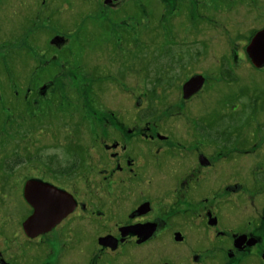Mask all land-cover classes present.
<instances>
[{"label":"flooded vegetation","instance_id":"af4514ba","mask_svg":"<svg viewBox=\"0 0 264 264\" xmlns=\"http://www.w3.org/2000/svg\"><path fill=\"white\" fill-rule=\"evenodd\" d=\"M0 11V34L20 43L0 62V204L15 195L0 208V264H264V215H247L264 198L248 186L264 185V64L247 48L264 0H0ZM154 84L157 108L140 94ZM8 130L28 151L13 163Z\"/></svg>","mask_w":264,"mask_h":264},{"label":"rangeland","instance_id":"374dc122","mask_svg":"<svg viewBox=\"0 0 264 264\" xmlns=\"http://www.w3.org/2000/svg\"><path fill=\"white\" fill-rule=\"evenodd\" d=\"M0 19H5V18L1 17V15H0ZM144 22L148 23V20L144 19ZM8 26L9 25L5 23L3 26L1 25V28L7 29ZM221 27L224 28V26L219 24V26H216L215 28H213V27L210 28V30H208V33L206 34V38H209V39L212 38V40H214V41L219 40L220 30L222 29ZM142 30L146 31L144 29H142ZM11 37L12 36L9 35V33H7V35H5V34H3L1 32V34H0V62L5 61V63L7 65L9 63V60L11 59V55L13 54V52L16 49L19 48L18 46L20 45V43H19V45L12 44L13 42L11 40ZM208 46L211 47L212 45L208 44ZM90 50H91V53L93 55L97 56L95 50H93L92 48H90ZM15 52H17V50ZM143 54L146 55L145 58H144L145 61H146L147 57H150V55H149V53H147V51L143 52ZM135 56L136 55L128 57V63L129 64H131V62L134 63L133 59L134 60L136 59ZM160 61L163 62V63L166 62V60L165 59L163 60L162 58H161ZM135 62H136V60H135ZM138 62L139 63H147V62L141 61V59ZM9 75H10L9 69L7 67H5V66H2L0 64V86L1 85L3 86V88L0 89V92L3 93V94L4 93H10V89L8 88V84L3 83V82H9L7 79H5V77H9ZM158 86L159 85H155V84L153 86L152 85H147V86H143V88H141L142 90H140V94H142L144 92H147V100L144 101V102H146L148 106L153 107V108H157V106L159 105V103L156 101V99H157L156 97L157 96L155 95ZM115 89H116V91L118 90L117 88H115ZM128 90L132 92L134 90V88L128 89ZM168 92H170V91H168ZM144 106H146V105H144ZM100 113H102V110H100ZM5 116H6L5 112L0 110V125H1V127L3 126L2 123L4 121V117ZM62 116L66 117V118H67V116L70 117L69 122H71V123L68 126V130H69V133H71V136H70L71 140H73V137L74 136L77 137V135L79 134V131L78 132L76 131L77 130L76 126L72 125V123H73V121H74L76 116H73V115L71 116L70 112H68V111H66V113L63 114ZM44 120H45V117H44ZM56 129H57V127L55 128V130ZM1 133H2V131H1ZM5 133L7 134L8 138L6 140V143L4 145H2L3 151L5 150V152H6L5 154L7 156L11 157L12 163H13L14 161H16V159H18V157H16V155L18 156L19 154H24V153L28 152L26 150L27 147H20L19 145H17V142H18L17 137L13 133L11 135L9 133V130H8V132H5ZM48 136L49 135L46 134L45 137L40 140V144L47 145V143L51 142V140L48 138ZM24 143L26 145L29 144L26 141H24ZM46 147H48V146H42L40 148L41 149L40 151L42 153L57 152V149H55V148H51V147L46 148ZM42 149H45V150H42ZM0 155L2 156L3 152L0 153ZM16 165H17V163L13 164L12 165L13 167L12 166H9V167H11L14 170H18ZM248 186L251 188V191H253V192L259 193L260 191L264 190V185H259V186L248 185ZM14 197H15V195H13V197L9 200V202H8L9 204H10V202L13 201ZM8 203H7V201H4V203L0 204L1 205L0 208L3 209L4 207H8V205H9ZM255 203H257V205L254 206V210L253 211L250 210L247 213V215L252 214L255 217L263 216L264 215V213H263V210H264V198L260 199V196H259V199L255 198ZM4 204H6V206H4ZM2 206H4V207H2ZM6 219H9V216H4V214H2V212L0 210V222L1 221H5ZM258 230H261V229H258Z\"/></svg>","mask_w":264,"mask_h":264},{"label":"water","instance_id":"95a60500","mask_svg":"<svg viewBox=\"0 0 264 264\" xmlns=\"http://www.w3.org/2000/svg\"><path fill=\"white\" fill-rule=\"evenodd\" d=\"M252 63L256 66L264 64V29L252 39V42L247 46ZM188 85H184L183 91L188 89Z\"/></svg>","mask_w":264,"mask_h":264}]
</instances>
